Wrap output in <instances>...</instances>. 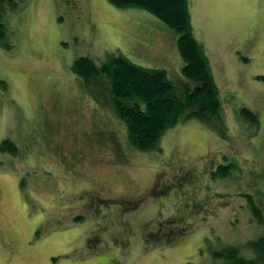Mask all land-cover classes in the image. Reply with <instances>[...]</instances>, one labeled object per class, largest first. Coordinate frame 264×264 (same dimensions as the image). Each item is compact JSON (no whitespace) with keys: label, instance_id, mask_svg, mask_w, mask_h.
<instances>
[{"label":"rangeland","instance_id":"obj_1","mask_svg":"<svg viewBox=\"0 0 264 264\" xmlns=\"http://www.w3.org/2000/svg\"><path fill=\"white\" fill-rule=\"evenodd\" d=\"M189 8L223 135L181 120L160 152L122 146L126 163L98 143L113 129L123 144L118 121L71 64L122 55L175 77L173 32L107 0H26L4 19L12 47L0 46V148L10 140L17 150L0 152V264H215L223 246L252 257L244 247L264 237V0Z\"/></svg>","mask_w":264,"mask_h":264},{"label":"trees","instance_id":"obj_2","mask_svg":"<svg viewBox=\"0 0 264 264\" xmlns=\"http://www.w3.org/2000/svg\"><path fill=\"white\" fill-rule=\"evenodd\" d=\"M107 1L118 8L140 9L163 23L173 32L182 60L181 70L175 77H169L162 68L144 67L122 55H111L100 64L88 56L73 60L70 69L80 79V84L120 123L117 122L118 129H115L124 145L111 131L113 129L98 140L116 153L114 162L126 163L129 153L123 152L122 146L140 153L160 152L158 145L162 137L181 120L195 119L223 135L219 90L204 48L192 33L190 0ZM25 2L0 0V46L5 50H10L12 44L3 21ZM240 113L251 126L257 123L255 114L249 109L243 108ZM16 150L10 140L1 144L2 153ZM244 248L252 257H244L233 246H223L212 251L211 256L215 264H264V237Z\"/></svg>","mask_w":264,"mask_h":264},{"label":"flooded vegetation","instance_id":"obj_3","mask_svg":"<svg viewBox=\"0 0 264 264\" xmlns=\"http://www.w3.org/2000/svg\"><path fill=\"white\" fill-rule=\"evenodd\" d=\"M150 191H152V190H150Z\"/></svg>","mask_w":264,"mask_h":264}]
</instances>
